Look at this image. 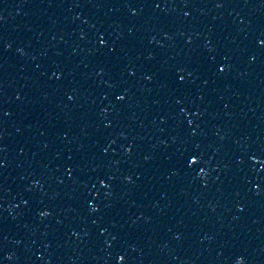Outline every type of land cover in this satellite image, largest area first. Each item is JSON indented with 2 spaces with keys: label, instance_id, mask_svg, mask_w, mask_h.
<instances>
[{
  "label": "water",
  "instance_id": "obj_1",
  "mask_svg": "<svg viewBox=\"0 0 264 264\" xmlns=\"http://www.w3.org/2000/svg\"><path fill=\"white\" fill-rule=\"evenodd\" d=\"M0 264H264V0H0Z\"/></svg>",
  "mask_w": 264,
  "mask_h": 264
}]
</instances>
